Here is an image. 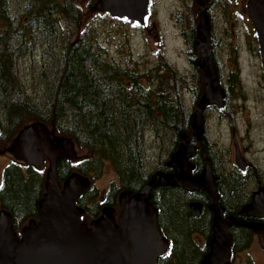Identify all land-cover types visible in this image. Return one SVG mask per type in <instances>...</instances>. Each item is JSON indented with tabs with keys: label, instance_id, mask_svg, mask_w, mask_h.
I'll use <instances>...</instances> for the list:
<instances>
[{
	"label": "trees",
	"instance_id": "obj_1",
	"mask_svg": "<svg viewBox=\"0 0 264 264\" xmlns=\"http://www.w3.org/2000/svg\"><path fill=\"white\" fill-rule=\"evenodd\" d=\"M96 1L83 6L79 0H0V155L10 158L2 172L0 211L11 213L19 235L31 220L38 221L39 202L51 170L47 158L42 166H34L9 153L19 132L29 124L42 122L50 130L55 129L56 136L74 141L77 157L59 159L57 175L62 184L73 172L90 177L91 185L77 200V205L85 209L82 220L87 223L124 193L142 191L154 173L171 172L173 168L167 164L171 155L179 148L184 134L189 138L193 134L194 110L204 93V82L194 85L190 107L184 93L191 87L189 78L163 56L145 70L133 57L117 61L109 58L100 40L103 32L97 24L101 22L88 21L84 26L82 22L85 8L91 9ZM81 26L84 28L78 33ZM65 31L78 34L73 40L71 32ZM37 35L43 40V49L51 46L48 54L57 60L60 57V61L55 71L48 61L39 66L43 93L32 95L16 69L22 56L18 55L20 47L35 43ZM193 41L191 37V47ZM239 77L236 69L229 74V81L238 84ZM222 87L229 89V85ZM211 107L213 104L207 109ZM151 136L155 137V152V146L171 144L166 149V159L159 160L157 166L146 161L145 148ZM206 158L218 177L220 202L225 206L244 205L249 200L244 172L229 170L221 163L218 148L208 137L205 153L198 145L192 159L196 165L194 175L203 172ZM107 165L113 167L117 180L111 182L107 198L101 200L94 181ZM151 192V200L158 208V225L172 245L157 264H178L177 257L180 264H199L208 241L197 243V234L211 238L213 214L207 194L173 185L154 187ZM191 202L204 204L200 215L191 214Z\"/></svg>",
	"mask_w": 264,
	"mask_h": 264
},
{
	"label": "water",
	"instance_id": "obj_2",
	"mask_svg": "<svg viewBox=\"0 0 264 264\" xmlns=\"http://www.w3.org/2000/svg\"><path fill=\"white\" fill-rule=\"evenodd\" d=\"M197 1L200 15L197 44L203 53L199 65L205 70V92L193 116L192 137L183 135L179 148L167 163L174 171H158L142 191L128 192L127 199L124 197L120 202L118 220L114 207L105 206L102 214L88 226L82 220L85 209L77 205V200L90 186V177L73 172L62 184L57 175L59 159L77 157L74 141L56 136L55 129L50 130L42 122L29 124L19 132L9 151L15 159L28 165L42 166L47 158L51 170L47 174L46 192L39 202L38 221L31 220L22 229L21 236L14 228L11 213L6 209L0 211V264H157L171 244L158 225V208L151 200V189L172 185L207 194L214 214L213 237L211 250L201 264L227 263L233 245L229 227L238 223L250 224L244 220L225 219L217 176L209 158H206L202 173H192L196 169L192 159L198 144L204 140V109L210 104L221 107L226 97L211 60L212 31L207 0ZM92 11L143 25L150 11V0H97ZM248 11L259 34L264 59V0H249ZM236 145V163L244 169L246 159L237 142ZM202 147L205 153L204 143ZM260 209L264 210V189L253 193L251 203L244 206L240 214L262 216L264 213ZM190 211L193 216L200 215L203 204L191 202Z\"/></svg>",
	"mask_w": 264,
	"mask_h": 264
},
{
	"label": "rangeland",
	"instance_id": "obj_3",
	"mask_svg": "<svg viewBox=\"0 0 264 264\" xmlns=\"http://www.w3.org/2000/svg\"><path fill=\"white\" fill-rule=\"evenodd\" d=\"M89 1L79 0V3L86 6ZM154 2L153 15L148 20L150 32L145 33L141 29L142 26H135L133 22L136 23V21L134 20L129 19V21L124 22L123 19L108 15L109 13H95L92 11V7L84 10L86 16L85 21H82L83 26L88 21L101 22V24H97L101 26L103 32L100 40L104 43L108 57L116 61L118 59L126 60L127 57L130 60L133 57L141 62V68L145 70L148 66H152L160 56H163L189 78L191 87H187L184 93L187 103L191 107L193 102L192 89L197 73L186 56L182 54L184 44L179 37L181 29L178 25H175V22L179 18L183 25L189 28L191 24L197 23L199 18L197 6L194 0H154ZM212 7L215 16L213 25L214 40L218 42L217 56L221 60L220 81L224 87L229 85L226 92L229 96L230 111L227 110V112L219 115L215 112L216 110L208 109L205 112L206 135L216 145L220 144L218 152L223 164H226L229 170H234L235 166L229 162L230 153L224 145H229L232 142L230 127L240 130L244 133V136L250 134L247 137V142L251 144L249 156L260 158L263 161L261 165L264 168V118L260 117L256 108L258 78L264 73V70L260 58L257 57L253 26L250 19L244 14L242 0H216ZM62 24H64L63 20ZM83 26L79 28L78 33L83 30ZM69 32H71V39L74 40L78 33L75 34L76 31H65L66 34ZM37 37L35 43H26L20 47V52L17 51L19 52L18 55L22 54V56L18 58L16 73L26 81L28 88L33 92H31L32 95L43 93L42 81L39 78V66L48 61L52 71H55L60 61V57L57 60L52 56V53L48 54L51 46L48 49H43V40L40 36L37 35ZM39 41H41L40 46L37 47ZM30 49L33 50L31 54L27 55ZM231 67L239 68L240 80L238 84L229 81V69ZM231 84L235 86L230 90ZM256 124L258 125L257 128ZM154 141L155 137L151 136L145 148V155L149 165L156 164L157 166L159 160L166 159V149L171 144L165 142L161 148H158L159 145H157L155 146L157 147L155 152L153 150ZM9 160V155H0V185L3 169ZM116 180L115 170L112 166L107 165L101 176L94 181V185L101 194V199L105 193L107 194L111 182ZM249 183L252 184V181H248ZM251 251L259 260L258 263L264 264V261L258 256L257 247H252Z\"/></svg>",
	"mask_w": 264,
	"mask_h": 264
},
{
	"label": "flooded vegetation",
	"instance_id": "obj_4",
	"mask_svg": "<svg viewBox=\"0 0 264 264\" xmlns=\"http://www.w3.org/2000/svg\"><path fill=\"white\" fill-rule=\"evenodd\" d=\"M215 1L216 0H207V9H208V13L210 16L211 31H212V34H211V52H210L211 60H212V63L214 64V66L216 68V71H217V74L219 77V81H220V61L221 60L217 56V44H218V42H216L214 40L215 38H214V31H213L215 16L213 15L212 4ZM248 2H249V0H242V7L244 9V14L250 19L249 11H248ZM194 3L196 4L197 11H198V9H199L198 1L194 0ZM154 6H155L154 0H150L149 14L146 17L145 24L141 25L142 26L141 29L145 33H147V31L150 32V30H151L149 28L150 24L148 23V20H150L151 16L153 15V7ZM198 16H199V18H198L197 23L191 24L190 28L187 27L186 25L184 26L183 22L181 20H179V18L178 19L176 18L177 20L175 22V25H178L181 29L179 37H180L182 43L184 44V47L182 48V54H184L186 56L188 62H190L193 65V69H195V72L197 73L196 77L198 76L197 78L196 77L194 78V85H197L201 82H204V92H205V84H206L205 70L203 67H201L199 65V61L201 60L203 53H202L201 47L197 44L198 25L200 23L199 11H198ZM250 22L252 23V26H253L252 27L253 37H254V39L256 41V45H257L256 46L257 57L260 58L262 68L264 70V59L262 56L259 34H258L257 29L255 28L253 22L251 21V19H250ZM192 29H194V31ZM191 30H192V32H190ZM191 37H194V41H193L194 46L193 47H191V45H193V43L191 44ZM162 41H163V39H162ZM236 63H237V61H236ZM186 68H188V67L186 66ZM236 69L239 70V68H237V67H231L229 69V73H232ZM258 79H259L258 80V88H257V93H258L257 98L258 99L256 98V100H257L256 108H257V111L259 112L260 117L264 118V73ZM220 86H221V81H220ZM223 90L225 91L224 88H223ZM225 94H226V97L224 99V104L221 107H219L216 104H213V107H211V109L214 111L216 110L215 112L219 115H221V113L227 112V110L230 111V103L228 101L229 96L227 95L226 91H225ZM210 105H212V104H210ZM197 106H198V104H197ZM197 106H196V109H197ZM207 106L204 109V117H205V112L208 110ZM257 124L259 125V123H257ZM257 124H256V128L258 127ZM230 129H231L230 132H231L232 142L229 145H227V144H224V145L226 146V149L230 153L231 158H229V162L231 164H233V166H235V169L237 168V169L242 170L244 172V180H243L244 188L246 190V193L249 195V200L244 205H239V206H235V207L230 206L229 204H227L228 206H225L221 202L220 203L224 207V210H225L224 216H225V219L227 221H231L232 219H235L238 221L244 220L247 223H249L250 226H246V225H242V224L238 223V224H233V225H231V227H229V231L233 236V245H232L231 257L229 258V260L225 264H259L258 263L259 260L252 253L251 248L257 247L258 256L264 261V215H262V216H253V215L244 216V215L240 214V211L243 209L244 206L251 203L252 196H253V193L255 191H258L260 189H264V168L261 165V162H263V161L260 158H251L249 156V151L251 150L249 147L251 146V144L247 142V140H248L247 137H249L250 134H247V136H244V133H242L240 130L238 131L232 127H230ZM206 137H207L206 130L204 129V140L202 143H204L205 147H206ZM236 142L238 144V147H239L243 157L246 159V165H245L244 169L240 168L236 163V154H237ZM202 143H199L198 145H200L202 147ZM219 145L220 144L216 145V147L218 149H219ZM202 149H203V147H202ZM220 149H222V148H220ZM263 152H264V150H263ZM218 155H219V152H218ZM221 163H223L222 158H221ZM170 167L173 168V170L171 171V172H173L174 167H172V166H170ZM171 172H169V173H171ZM245 176H247V179H245ZM217 179H218V177H217ZM248 181H252V184L251 183L248 184ZM128 192L121 195L118 199H115L113 205H106V206H113L114 207V213L116 215L117 220H118L120 213H121L120 202L124 197H126V199H127V193ZM132 194H135V193H132ZM106 198H107V195L105 193V195L102 196L101 200H104ZM208 201H209V198H208ZM219 201H220V197H219ZM88 205L90 206L91 204H88ZM118 206L120 207V210H117ZM209 206H210V201H209L208 207ZM203 209H204V204H203ZM209 210L211 211L210 207H209ZM259 211H261V213H264V210L262 211V209H260ZM211 213L213 214L212 211H211ZM93 219H95V218H92V220ZM213 223H214V214H213V220H212V226H211V238L210 239L207 240V237L204 234H197V240H196L197 243L206 244V242L208 241L207 252L203 255L202 258H200L199 264L202 263L205 256L211 250L210 242H211V239L213 237ZM248 234H250V238L249 237L246 238V235H248ZM170 244H171V242H170ZM171 249H172V245H170V248L167 251V253ZM165 255H163V256H165ZM177 262H178V264H180V259L178 257H177Z\"/></svg>",
	"mask_w": 264,
	"mask_h": 264
}]
</instances>
